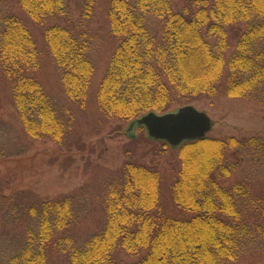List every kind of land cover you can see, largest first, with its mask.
Masks as SVG:
<instances>
[{
  "label": "trees",
  "instance_id": "trees-1",
  "mask_svg": "<svg viewBox=\"0 0 264 264\" xmlns=\"http://www.w3.org/2000/svg\"><path fill=\"white\" fill-rule=\"evenodd\" d=\"M99 1L75 0V25L69 0H0V109L11 105L21 128L8 132L0 116V159L17 138L54 142L71 163L93 154L76 132V118L91 106L102 126L205 98L264 106V0H187L179 11L172 0H107L118 44L93 100L91 38L78 29ZM44 56L55 64L62 98L37 79ZM178 150L167 185L159 170L128 159L96 192L88 184L55 199L0 191V264L263 259L264 136L206 137ZM166 194L170 210L162 206Z\"/></svg>",
  "mask_w": 264,
  "mask_h": 264
},
{
  "label": "rangeland",
  "instance_id": "rangeland-1",
  "mask_svg": "<svg viewBox=\"0 0 264 264\" xmlns=\"http://www.w3.org/2000/svg\"><path fill=\"white\" fill-rule=\"evenodd\" d=\"M74 1L69 0L75 25L79 22V12L74 8ZM187 0H172L174 10L183 8ZM211 2L212 0H207ZM109 4L99 1L95 5L94 17L90 23H83L78 30H84L91 38L92 52L94 53L95 74L91 86V99H96L95 94L99 84L104 78L111 57L117 47V41L112 36L109 22ZM50 23H53L51 21ZM35 29V27L33 28ZM38 34V32H35ZM37 79L44 87L57 96L63 97V88L59 84L58 72L50 57H43L41 68L37 72ZM6 104V103H5ZM0 109V116L12 129L19 130L20 120L17 112L11 105ZM89 105V104H88ZM189 105L206 113L212 120V130L207 135L209 138H248L251 136H264V106L241 97H219L197 99ZM175 103L170 107L174 112L181 108ZM89 108V107H88ZM85 109L76 118V132L83 136L86 147L94 153H81L68 160L66 148L46 140L30 141L17 138L9 142L5 152L9 158L0 159V191L6 196L18 192H32L43 199H55L75 190L85 184L96 192L104 182V176L109 175L122 167L125 161L141 160L142 163L157 169L164 176L166 185L172 180L176 169L180 165L178 147L156 141L148 136L147 130L137 127L134 131L135 140L131 141L127 129L131 122L108 121L101 125L99 108L91 106ZM165 114V113H157ZM97 126L98 130H94ZM8 132L3 134L8 136ZM100 134H94V133ZM75 134V132H74ZM18 137V136H17ZM201 158V157H199ZM198 159L192 164H198ZM105 170V171H103ZM236 177L233 175L230 182ZM228 184V183H227ZM163 185L164 188H167ZM169 196L162 199L164 208L170 206ZM169 209V208H168ZM170 210V209H169ZM98 218V217H97ZM94 222L89 218L87 228H92ZM59 264V262H55ZM238 264H264V258L244 260Z\"/></svg>",
  "mask_w": 264,
  "mask_h": 264
},
{
  "label": "water",
  "instance_id": "water-1",
  "mask_svg": "<svg viewBox=\"0 0 264 264\" xmlns=\"http://www.w3.org/2000/svg\"><path fill=\"white\" fill-rule=\"evenodd\" d=\"M137 127L146 129L151 139L178 147L189 141L205 139L213 124L206 113L187 105L174 112L165 114L150 112L137 118L127 129L131 139H135L133 133Z\"/></svg>",
  "mask_w": 264,
  "mask_h": 264
}]
</instances>
